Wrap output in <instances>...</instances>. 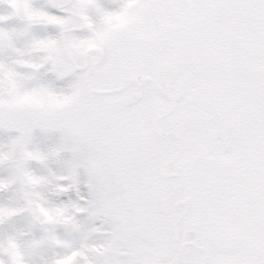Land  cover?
I'll use <instances>...</instances> for the list:
<instances>
[{
	"label": "snow or ice",
	"instance_id": "snow-or-ice-1",
	"mask_svg": "<svg viewBox=\"0 0 264 264\" xmlns=\"http://www.w3.org/2000/svg\"><path fill=\"white\" fill-rule=\"evenodd\" d=\"M0 264H264V0H0Z\"/></svg>",
	"mask_w": 264,
	"mask_h": 264
}]
</instances>
